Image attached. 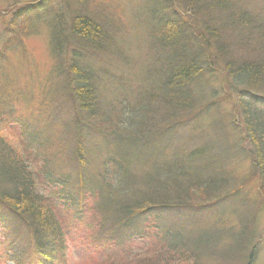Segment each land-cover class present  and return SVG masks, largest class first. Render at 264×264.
I'll list each match as a JSON object with an SVG mask.
<instances>
[{
    "label": "trees",
    "instance_id": "1",
    "mask_svg": "<svg viewBox=\"0 0 264 264\" xmlns=\"http://www.w3.org/2000/svg\"><path fill=\"white\" fill-rule=\"evenodd\" d=\"M149 1L155 4L156 20L150 36L170 48L160 54L164 65L154 68L159 73L152 84L158 86L150 93L151 86L148 96L154 101L161 96L169 107L162 121L137 120L132 128L122 125L120 114L114 119L106 115L105 111L119 113V109L112 110L115 105L101 109L102 93L94 83V71L100 66L91 64L90 56H98L107 45L118 46L114 59L120 51L112 43L118 40L119 29L108 27L106 11L94 15L80 7L71 12V4L45 6L39 0L32 1V7L20 6L7 22L19 36L36 21H46L49 52L57 60L52 73L69 91L73 106V112L61 119L66 136L63 153L67 150L73 169L65 181L56 180L52 190H41L39 179L47 181L56 167L60 171L63 158L52 157V171L49 161L34 168L33 158L40 150H29V125L8 120L15 111L8 92L13 83L5 80L9 72L5 75L0 65V205L23 219L30 232L25 249L8 255L15 264H67L71 249H79L80 243L89 256L75 257L76 264L256 263L264 238V228L258 229L264 216V0L202 1L207 14L197 0H189L218 56L224 58L225 89L236 88L234 114L240 117L236 134L228 129L235 128L231 117L226 121L227 115L209 111L216 104L213 94L200 104L193 81L212 65L206 60L204 67L201 58L181 51L187 39L182 17L171 13L174 7L168 0ZM222 38L231 52L219 45ZM133 43L130 39L128 48ZM118 105L126 108L122 101ZM205 114L214 118L201 120ZM99 121L106 127L98 129ZM126 129L130 139L120 158L117 150L125 143ZM16 132H22L23 147L10 141ZM93 136L96 144L108 140V147L95 155L87 147ZM236 159L249 161L242 179L235 174ZM232 181L240 182L231 185ZM254 181L256 196L250 197L245 188ZM76 226L81 232L74 244H68L67 231Z\"/></svg>",
    "mask_w": 264,
    "mask_h": 264
},
{
    "label": "rangeland",
    "instance_id": "2",
    "mask_svg": "<svg viewBox=\"0 0 264 264\" xmlns=\"http://www.w3.org/2000/svg\"><path fill=\"white\" fill-rule=\"evenodd\" d=\"M32 1L36 3L39 0H0V49H5L0 54V65L5 75L6 71L9 72V79L5 76V80L13 83L10 85L8 92L11 106L15 111L8 120H18L23 125H29L31 128L30 139L27 142L29 150L35 153L40 150L38 158L36 156L33 158L34 168L49 161L52 171V157L55 159L63 158L60 171L56 167L57 171L53 173V176L51 172L47 181L39 179V182L43 183L40 189L50 191L52 190V184L56 180L65 181L66 176H70V172L73 169L69 163L67 150L65 154L63 153L66 136L63 134L64 128L61 125V119L68 111L73 112V106L69 91L67 92L61 84L59 86V79L52 73V70L55 71L53 67L57 60L49 52L46 21H36L28 28L29 32L19 36L13 35L16 30L10 24H7L16 9L20 6L32 7L34 4ZM43 1L45 6L56 5L57 2L65 5L71 4V12L78 11L80 7L84 9L85 13L94 12V15L99 14L101 11H106L108 16L103 15L102 17L105 19V16H107L108 27L119 29L118 40L115 38L112 41V43H117L120 46L119 54L117 53L118 55L115 59L112 56V53L118 47L115 44L111 47L109 45L103 46L104 50L99 51L98 56H90V63L100 66L94 71L95 79H97L94 83L98 91L102 93L101 109L108 110L111 105H115L112 106V110L115 107L119 109V111L116 110L119 113L105 111L110 119H114L120 114L118 118L122 120V125L130 128L137 125V120L155 122V120L159 119L162 121L164 119L163 117L168 112L169 105H166L161 96L156 101L148 96L149 88L153 86L150 93H155L154 86H158V82L152 84V81L154 76L159 73V71H154V68L160 70L164 65L163 56L160 54L162 52V55H164L170 48V45L166 46L164 44L165 46H162L158 38L150 36V29L154 21H156L153 19L155 4L149 0ZM202 1L208 2L209 0L196 1L199 7L205 9L206 5ZM244 1L251 2L252 0ZM168 4H170L171 8L174 7V9H171V13L182 17L183 33L187 39L184 41V47L181 48V51L196 60L201 58V65L204 67L207 65V61L212 65L209 70H204V73L202 72V75L193 81L194 88L197 87L198 89L200 104L209 102L210 99L208 98L210 94H213L216 98V104L215 108H211L209 111L218 112L219 116L221 114L227 115L226 121L231 117L234 120L232 124L236 129L231 128V125L228 126V129L236 134V130L240 131V124H238L240 117L237 118L234 114L236 110L234 100L237 101V93L236 88L233 89L230 85L226 88L227 90L224 87L223 77H221V75L224 76V58L218 56L212 40L209 39L210 37L206 35L207 33L202 28L201 16L197 17L194 14V8L189 4V0H168ZM186 8L190 10L184 12L183 9ZM202 12L207 14V9ZM207 36L208 39L206 40ZM130 39L134 40V43L132 47L128 48ZM258 39L262 41L261 38ZM155 43L159 44L155 45ZM219 45L225 51L231 52L223 38L219 40ZM68 56L67 64L69 65L72 59L71 54H68ZM232 84L235 85L233 82ZM235 86L239 88V86ZM77 95L79 98L78 93ZM0 98H2L1 95ZM119 101H122L126 108H119V105L117 106ZM172 112L175 114L178 111L174 108ZM98 116L100 117V114ZM208 117L214 118V116L205 114L201 115L200 119L205 121ZM96 127L98 129L105 128L106 125L104 122L99 121ZM146 127L152 128L151 125ZM139 128L142 129V127ZM225 129L227 130V128ZM128 131L126 129L122 134L125 137V143H123L124 141L121 142L117 150V156L120 158L124 156L126 143L130 139ZM22 138V132H16L15 136L10 138V141L16 143L18 147H23ZM241 142L244 144L242 139ZM96 143L97 138L93 136L87 145L93 155L108 147L106 138L101 139L99 144ZM72 144H75V141ZM100 155V158L103 159L106 154L102 152ZM88 162L89 165L93 164L90 157ZM248 165V160L241 163L240 160L236 159L234 170L238 178L242 179L246 175ZM44 166L47 167L48 165L45 164ZM118 173L121 175L122 171L119 169ZM38 178H41V175H38ZM238 182L240 181H232L231 185H235ZM255 187L256 182L254 181L245 188L250 197L256 196ZM59 193L62 192L59 191ZM66 193L70 195L73 192L66 190ZM85 202L87 201L85 200ZM60 209L63 212L66 210L63 206ZM71 212L75 213L77 210ZM64 215V226L68 229V218L64 217ZM230 219L231 216H229ZM263 228L264 216L259 219L258 226V229ZM80 232L81 228L79 226H76L73 232L67 231V243L74 244ZM29 238L30 232L25 221L12 214L6 206L0 205V264H15L9 259V253L14 251L21 252L25 249ZM260 241L263 242L258 250L255 264H264V238ZM70 255L66 259L67 264H76L74 261L75 257L80 259L81 257L89 256V253L85 245L80 243L79 249L73 247ZM1 256H3V259H1Z\"/></svg>",
    "mask_w": 264,
    "mask_h": 264
}]
</instances>
